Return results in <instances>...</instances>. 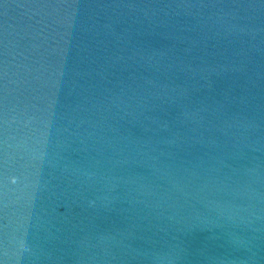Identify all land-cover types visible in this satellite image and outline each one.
Returning <instances> with one entry per match:
<instances>
[{
  "label": "water",
  "instance_id": "obj_1",
  "mask_svg": "<svg viewBox=\"0 0 264 264\" xmlns=\"http://www.w3.org/2000/svg\"><path fill=\"white\" fill-rule=\"evenodd\" d=\"M0 264H264V0H0Z\"/></svg>",
  "mask_w": 264,
  "mask_h": 264
}]
</instances>
